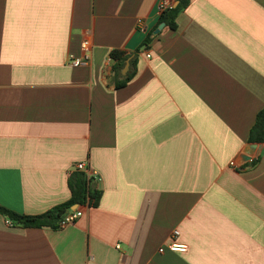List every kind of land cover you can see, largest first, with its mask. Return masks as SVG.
<instances>
[{
    "label": "crops",
    "instance_id": "obj_1",
    "mask_svg": "<svg viewBox=\"0 0 264 264\" xmlns=\"http://www.w3.org/2000/svg\"><path fill=\"white\" fill-rule=\"evenodd\" d=\"M160 1L0 0V205L69 200L78 163L102 192L56 230L0 213V264H264V0H190L157 32Z\"/></svg>",
    "mask_w": 264,
    "mask_h": 264
},
{
    "label": "trees",
    "instance_id": "obj_2",
    "mask_svg": "<svg viewBox=\"0 0 264 264\" xmlns=\"http://www.w3.org/2000/svg\"><path fill=\"white\" fill-rule=\"evenodd\" d=\"M178 4L172 9L166 10L161 14L160 23H165L170 26L171 30H176L177 19L181 12H183L189 5L190 0H175ZM149 42V39L148 41ZM131 56V55H130ZM126 53L120 50H113L111 57L117 61L115 70L120 72L124 66H126L129 57ZM135 63V61H133ZM134 72L128 73L123 78L122 86L131 81ZM250 142L264 143V108L256 116L255 123L251 129ZM98 181L94 174H88L86 171L74 170L70 173L68 180L69 187L71 189V197L69 200L60 203L52 209L34 216H28L26 214H19L4 208L0 205V213L4 217L13 221L14 224L20 225L26 228H40L49 227L51 229H58L62 220L70 213L73 212L74 206H97L99 204L102 192L95 186V182Z\"/></svg>",
    "mask_w": 264,
    "mask_h": 264
},
{
    "label": "built area",
    "instance_id": "obj_3",
    "mask_svg": "<svg viewBox=\"0 0 264 264\" xmlns=\"http://www.w3.org/2000/svg\"><path fill=\"white\" fill-rule=\"evenodd\" d=\"M174 2L175 0H161L159 3V13L162 14L164 13L166 10L168 9H172L174 7ZM141 23V21H140ZM91 40L86 38L84 39V41H82L81 43V51H82V55L80 57L71 55L70 56V65L72 66H76V67H80L83 65H90L92 62V50H91ZM148 58H151V55H147ZM231 166L235 165V162L232 161ZM77 171H86L88 172V174H94L97 178L98 181H101L100 177L92 172L90 169H87L86 165L84 163H78L75 166V169ZM80 216H82V212L79 211H75V212H71L69 213L61 222L60 227H64L67 226L68 224H70L71 222L73 223L77 218H79ZM11 223H13L12 221H10ZM179 234L178 231H174L173 236H177ZM119 249H121L120 246H118ZM171 250L173 251H183L185 250L187 247L185 245H180L176 242L172 243L170 245ZM161 252H164V248H161Z\"/></svg>",
    "mask_w": 264,
    "mask_h": 264
},
{
    "label": "water",
    "instance_id": "obj_4",
    "mask_svg": "<svg viewBox=\"0 0 264 264\" xmlns=\"http://www.w3.org/2000/svg\"><path fill=\"white\" fill-rule=\"evenodd\" d=\"M177 4H178V3L176 2V6H177ZM176 6H175V7H176ZM164 26H165V23H162V24L159 26V29L157 30V32H158L160 29H162ZM129 66H130V63H129V61H127L126 66L124 67V69H122V74H123V75H126V74H127ZM75 207H76V206H75Z\"/></svg>",
    "mask_w": 264,
    "mask_h": 264
}]
</instances>
